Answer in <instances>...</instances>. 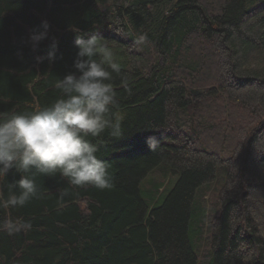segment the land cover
<instances>
[{"label":"trees","instance_id":"trees-1","mask_svg":"<svg viewBox=\"0 0 264 264\" xmlns=\"http://www.w3.org/2000/svg\"><path fill=\"white\" fill-rule=\"evenodd\" d=\"M80 35L107 42L120 65L122 134L89 137L114 187L37 175L39 195L9 208L10 170L0 264H264V0H0V115L58 98ZM10 220L32 227L10 234Z\"/></svg>","mask_w":264,"mask_h":264},{"label":"clouds","instance_id":"clouds-1","mask_svg":"<svg viewBox=\"0 0 264 264\" xmlns=\"http://www.w3.org/2000/svg\"><path fill=\"white\" fill-rule=\"evenodd\" d=\"M49 25L41 22V31H33L35 46L47 38ZM146 37L141 35L138 43ZM77 49L72 67L75 71L58 78L55 87L60 96L34 111L9 112L0 115V182L10 170L19 179L9 183L10 194L3 200L9 208L24 207L39 195L35 177L57 174L75 187L91 186L98 190L114 187L109 166L97 157L98 145L89 137L105 130L119 137L122 116L116 115V92L113 73L120 72L115 53L94 35L77 36ZM56 59L55 44L46 54ZM40 59V58H38ZM30 221H9L10 234L27 231Z\"/></svg>","mask_w":264,"mask_h":264},{"label":"rangeland","instance_id":"rangeland-1","mask_svg":"<svg viewBox=\"0 0 264 264\" xmlns=\"http://www.w3.org/2000/svg\"><path fill=\"white\" fill-rule=\"evenodd\" d=\"M159 175L154 173V172H151L149 173L146 178H144L143 182H142V185H141V188L143 189V194H144V198L145 200L149 199V195H150V189H151V181L158 178ZM179 179V176L178 175H171L166 181H165V184L162 185L161 187V190H160V193H159V197H158V202L156 204H153L152 207H155L157 205H161L164 201V199L169 195V193L175 188L176 184H177V181ZM191 229V227H190ZM189 234H190V239L192 241V244H193V249L194 251L197 253V255L199 256V258L202 256V249H203V246L199 247L201 243H194L193 240L194 237L193 234L191 233V230L189 231ZM209 256V255H208ZM207 256V257H208ZM211 262H208V263H205V264H210ZM198 264H203L201 262H199Z\"/></svg>","mask_w":264,"mask_h":264}]
</instances>
